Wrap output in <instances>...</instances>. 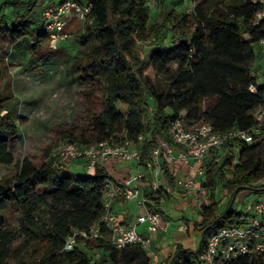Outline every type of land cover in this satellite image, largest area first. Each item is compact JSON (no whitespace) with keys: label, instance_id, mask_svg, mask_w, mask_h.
Listing matches in <instances>:
<instances>
[{"label":"trees","instance_id":"16d2710c","mask_svg":"<svg viewBox=\"0 0 264 264\" xmlns=\"http://www.w3.org/2000/svg\"><path fill=\"white\" fill-rule=\"evenodd\" d=\"M87 1L91 21H84L76 34L78 47L68 57L75 65L80 90L71 122L55 129L68 142L83 146L106 140L116 145L125 137L145 134L140 152L143 163L162 143L176 148L169 129L179 117L205 120L219 132L253 127V113L261 107L264 95V83L251 75L252 43L264 37V18L254 20L261 4L200 0L187 13L163 9L159 20L150 21L147 0ZM40 4L44 0H0V36L12 43L29 39L33 49L48 42L42 10L39 15L35 10ZM7 7L14 12L9 24H5ZM152 35L157 43L142 56L137 54L138 42ZM16 134L17 123L0 114V165L14 163L11 146ZM233 146L238 149L236 162L231 161L229 146L213 152L206 162L204 185L210 195L209 204L200 209L194 222L200 233L197 247L174 244L164 264H200L198 253L209 232L243 218L231 207L239 190L264 191L260 183L264 180V140L255 136L251 143L235 141ZM159 151L164 192H169L175 184V169L166 160L165 148ZM47 155L45 149L43 160L36 163L25 154L14 174L0 179V264H94L91 244L69 251L62 250V245L71 229L86 230L101 217L103 193L113 177L99 163L90 172H70ZM218 185L230 198L217 214L214 192ZM10 209L17 212L26 238L15 246L14 234L3 220V213ZM92 243L100 252L101 264H151L148 251L140 245L117 249L105 240ZM225 264H264V260L245 255Z\"/></svg>","mask_w":264,"mask_h":264},{"label":"built area","instance_id":"2783aa9c","mask_svg":"<svg viewBox=\"0 0 264 264\" xmlns=\"http://www.w3.org/2000/svg\"><path fill=\"white\" fill-rule=\"evenodd\" d=\"M194 0H189L193 4ZM262 5L255 15V22L264 18V0H250ZM194 4L192 5V7ZM91 5L80 0H45L42 8L43 29L48 35V43L57 49L65 40V28L72 19L89 22ZM264 45V37L258 41ZM258 80V75L251 72ZM264 83V79L261 80ZM254 90V86H250ZM255 123L250 129L232 128L216 131L205 120L195 122L179 117L171 122L169 133L176 148L163 143L156 148L151 157L140 163V152L145 134L125 137L122 143L111 145L106 140L83 146L65 142L53 153L63 161L82 160L85 171L90 172L97 163L105 166L108 160L117 164H132L136 168L129 171L121 180H111L103 193V214L88 229H71L65 237L62 250L69 251L75 246H90L92 241L105 240L115 248L140 245L147 251L152 244V235L166 230L162 224L160 207L165 203L166 181L161 170L160 147L165 148L167 162L173 168L186 169V173L175 178L173 190L189 193L198 208L209 204L204 197L206 187V162L213 152L225 146L234 149L235 141L251 143L255 136L264 140V95L263 103L254 111ZM232 162L237 161L233 157ZM171 190V189H170ZM133 202L139 209L130 223H126L112 209L113 201ZM245 255H259L264 260V199H257L238 223L223 226L209 232L198 253L200 264H225ZM94 264H101L100 252L94 250Z\"/></svg>","mask_w":264,"mask_h":264},{"label":"rangeland","instance_id":"374dc122","mask_svg":"<svg viewBox=\"0 0 264 264\" xmlns=\"http://www.w3.org/2000/svg\"><path fill=\"white\" fill-rule=\"evenodd\" d=\"M85 1L87 0H82V2ZM199 1L192 2L195 4ZM147 2L150 21L159 20L163 9L187 13L193 5L189 0H165V3L161 5L158 0H147ZM43 7L44 5L41 4L36 7L38 15ZM6 11L8 17L5 24H9L14 12L9 7ZM84 24V21L72 19L64 31L65 40L57 49H52L47 41L33 49L32 41L29 39L12 43L6 37L0 36V101L2 103L0 114L9 116L17 123V134L11 146L14 163L0 165V179L13 175L17 163L25 154H28L36 163H40L45 149H48L49 158L63 166L66 165L70 172L75 170L69 165L81 163L80 160L63 161L54 157L53 153L57 147L68 142L67 138L55 129L58 124H69L73 116L74 100L80 87L74 78L75 65L68 57L78 47L76 34L83 29ZM171 33L168 31V36ZM155 37L152 35L139 41L135 52L142 56L157 43ZM161 43H167V40ZM252 48L255 57L252 70L258 76L264 75V45L255 42L252 43ZM117 107L125 111L124 105L117 103ZM228 153L232 158L237 157L238 149L234 148ZM82 166L84 167V164L79 167L82 168ZM226 175L230 178V173L226 172ZM260 183L264 185V180ZM255 185L256 183L253 184ZM164 194L165 203L160 207V213L161 221L167 223V229L163 231V240L166 244L182 243L184 246L195 249L200 238L199 231L194 229V222L198 219L200 211L198 205L191 195L187 198V193L181 194L172 189L171 192H164ZM209 195L210 191L206 187L204 197L208 202ZM214 197L219 203L218 214L225 209L230 196L221 185H218ZM259 198L264 199V191L243 188L236 194L231 207L234 211L242 213L244 217ZM3 214V220L14 234L13 245L23 242L26 238L20 231L17 212L10 209ZM34 245L38 247L37 244ZM91 245L94 250L99 251L95 248V243L91 242ZM152 247L148 250L149 254H152ZM25 255L29 256L30 251Z\"/></svg>","mask_w":264,"mask_h":264},{"label":"crops","instance_id":"0c3cea01","mask_svg":"<svg viewBox=\"0 0 264 264\" xmlns=\"http://www.w3.org/2000/svg\"><path fill=\"white\" fill-rule=\"evenodd\" d=\"M262 79H264V75L260 74L258 77V81L261 82ZM80 161L81 163L80 162L76 164L72 163L71 164L72 166L69 165V167L73 168L75 172L85 171V167L83 166L82 168L79 167L83 165L82 163L83 161L82 160ZM105 167L107 168L108 172L110 173V175L113 177L114 180H121L123 177L127 175L129 171L135 170L136 168L132 164H117L111 160H108L106 162ZM174 169H175L176 177H181L183 174L187 172L186 169H184L183 167L181 168L175 167ZM169 192H171V190H169ZM190 195L191 194L187 193V196H188L187 198H189ZM111 206H112V209L118 214V216H120L126 223H130L133 220L135 214L139 212V209L133 202H123L121 200H118V201H113L111 203ZM161 219H162V216H161ZM162 224L163 226L167 225V223L164 221L162 222ZM163 231L165 230H160L156 234L152 235L151 247L153 245L152 247L153 249L151 251L152 254H149L151 257V264H164L166 257L174 249V245L166 244V242L163 240L164 238Z\"/></svg>","mask_w":264,"mask_h":264}]
</instances>
